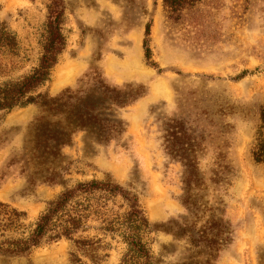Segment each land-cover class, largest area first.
Returning <instances> with one entry per match:
<instances>
[{
	"label": "rangeland",
	"instance_id": "obj_1",
	"mask_svg": "<svg viewBox=\"0 0 264 264\" xmlns=\"http://www.w3.org/2000/svg\"><path fill=\"white\" fill-rule=\"evenodd\" d=\"M63 1L67 46L41 92L88 91L94 70L139 96L116 111L124 132L115 139L79 132L44 161L32 142L39 106L0 112V201L32 224L65 188L110 179L139 197L160 264H264V163L252 157L264 110V0H200L177 14L162 0ZM46 4L0 0V28L19 43L16 57L0 56V84L37 65ZM149 21L157 69L143 54ZM52 171L53 182L42 180ZM123 251L117 238L83 249L62 240L0 264H71V254L118 264Z\"/></svg>",
	"mask_w": 264,
	"mask_h": 264
},
{
	"label": "trees",
	"instance_id": "obj_2",
	"mask_svg": "<svg viewBox=\"0 0 264 264\" xmlns=\"http://www.w3.org/2000/svg\"><path fill=\"white\" fill-rule=\"evenodd\" d=\"M198 1L162 0V3L170 14H177L185 6H192ZM46 11L37 65L18 79L0 84V112L10 113L29 105L39 106V115L32 126V142L37 152L35 158L43 161L49 157L57 158L61 149L69 145L73 135L79 132L101 142L115 139L124 132L116 111L130 105L139 96L130 86L119 88L108 85L94 70L88 91L82 88L65 89L57 96L42 93L67 46L63 32L64 1L47 0ZM151 25L150 21L145 25L142 48L146 63L157 69L150 48ZM18 50L16 36L6 27H1L0 56L16 57ZM260 122L262 125L257 131L252 153L256 163H264V110L260 113ZM54 176L52 171L45 174L42 180L53 182ZM191 177L189 174L184 179L187 191ZM183 205L190 211L188 198L183 199ZM25 220V212L0 201V256H26L45 244L62 240L83 249L99 244L101 237H109L117 238L124 246L118 264H160L151 250L155 230L139 197L110 179L77 182L50 201L34 223L25 224ZM91 231L96 234L89 235ZM71 257V264H85L76 255L71 254Z\"/></svg>",
	"mask_w": 264,
	"mask_h": 264
}]
</instances>
